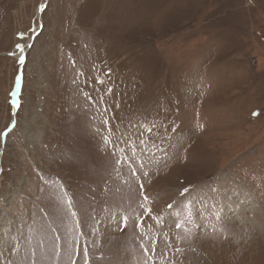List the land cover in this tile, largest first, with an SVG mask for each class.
<instances>
[{
	"label": "rangeland",
	"instance_id": "1",
	"mask_svg": "<svg viewBox=\"0 0 264 264\" xmlns=\"http://www.w3.org/2000/svg\"><path fill=\"white\" fill-rule=\"evenodd\" d=\"M157 262L264 264V0H0V264Z\"/></svg>",
	"mask_w": 264,
	"mask_h": 264
},
{
	"label": "built area",
	"instance_id": "2",
	"mask_svg": "<svg viewBox=\"0 0 264 264\" xmlns=\"http://www.w3.org/2000/svg\"><path fill=\"white\" fill-rule=\"evenodd\" d=\"M80 79L84 80L85 76L83 77L80 76ZM115 124H117V126L119 125L114 121V125ZM114 125H113V129H115ZM108 130H110V127H108ZM124 133H128V132H124ZM103 140L105 141V139ZM107 146L111 151L109 153H111L116 158V161L119 163L120 167H123L122 165L128 167L132 172L134 171L133 175H135L136 177L139 176L138 175L139 173H137L138 169L143 170L142 168H144V170H146L148 168L147 167L149 166L148 160L152 162H156L155 164H157L158 160L163 158L162 154L167 152L165 150L163 152H159L158 150H156L155 153L154 151L151 150H145L143 147H141L139 144L133 141L129 142L128 145L125 144L124 142L122 143V145H120L118 143H114L112 140L108 138H107ZM152 162H150V164H152ZM143 182L145 183V181Z\"/></svg>",
	"mask_w": 264,
	"mask_h": 264
},
{
	"label": "bare ground",
	"instance_id": "3",
	"mask_svg": "<svg viewBox=\"0 0 264 264\" xmlns=\"http://www.w3.org/2000/svg\"><path fill=\"white\" fill-rule=\"evenodd\" d=\"M45 6L42 4L39 8H38V19H40L39 18V16H40V14H41V12H42V10H43V8H44ZM41 17V16H40ZM39 26H37L36 25V28H35V31H34V33H37L38 31H39ZM33 34V33H32ZM35 37V34H33L32 36H30V38L28 39V41H27V43H26V45H25V47H23L22 49H20L18 52H17V59H20V61L22 62V61H24V58H25V56H26V53H27V50H28V48H29V46H30V43H31V40H32V38H34ZM18 92V91H17ZM15 102H17V101H15ZM17 104V103H16ZM118 170H120V169H118ZM118 170L116 171V173L118 172ZM118 177V176H117ZM119 179V178H118ZM125 179V178H124ZM124 179H120L121 180V182L124 180ZM117 181V180H116ZM117 183H118V181H117ZM121 227H122V225H121V223H120V230H121ZM183 250V248L181 249V251ZM182 254H184V253H182ZM155 258V257H154ZM156 264H158V262L156 263Z\"/></svg>",
	"mask_w": 264,
	"mask_h": 264
},
{
	"label": "water",
	"instance_id": "4",
	"mask_svg": "<svg viewBox=\"0 0 264 264\" xmlns=\"http://www.w3.org/2000/svg\"><path fill=\"white\" fill-rule=\"evenodd\" d=\"M36 35H37V33H36ZM36 35H35V37H36ZM24 63H25V60L22 62V66H24ZM20 86V87H19ZM21 86H22V84L20 83V85H18V96H19V92H20V90H21ZM17 95H16V97H15V101L16 100H18V97H17ZM18 104H19V102H17V107H18Z\"/></svg>",
	"mask_w": 264,
	"mask_h": 264
},
{
	"label": "flooded vegetation",
	"instance_id": "5",
	"mask_svg": "<svg viewBox=\"0 0 264 264\" xmlns=\"http://www.w3.org/2000/svg\"><path fill=\"white\" fill-rule=\"evenodd\" d=\"M117 173H119V174H118V178H119V179H122L123 174L121 173V170H118ZM120 181H121V180H120Z\"/></svg>",
	"mask_w": 264,
	"mask_h": 264
},
{
	"label": "snow or ice",
	"instance_id": "6",
	"mask_svg": "<svg viewBox=\"0 0 264 264\" xmlns=\"http://www.w3.org/2000/svg\"><path fill=\"white\" fill-rule=\"evenodd\" d=\"M149 211H150V210H149ZM142 224H143V221H141L140 224H139L138 226H141ZM146 251H147V249H146Z\"/></svg>",
	"mask_w": 264,
	"mask_h": 264
}]
</instances>
